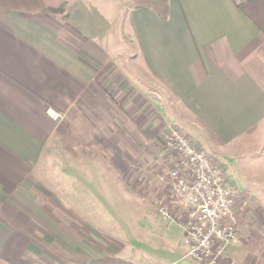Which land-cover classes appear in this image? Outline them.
Returning a JSON list of instances; mask_svg holds the SVG:
<instances>
[{
  "label": "crops",
  "instance_id": "obj_1",
  "mask_svg": "<svg viewBox=\"0 0 264 264\" xmlns=\"http://www.w3.org/2000/svg\"><path fill=\"white\" fill-rule=\"evenodd\" d=\"M112 3L121 27L111 43ZM127 62L139 82L159 88L165 99L162 110L145 111L148 118L141 90L111 89L112 65ZM49 110L62 119L54 121ZM167 124L185 129L224 166L236 161L247 171L260 162L264 0H0V208L1 222L11 227L0 259L20 264L13 226L29 225L30 211L42 210L31 199V176L54 151L68 147L72 160L105 179L107 191L115 184L120 192L131 185L140 193L135 177L144 175L143 160L152 161ZM131 164L135 174L127 172ZM79 171L71 177L86 178L81 188L105 192L88 184V170ZM250 185L262 188L264 179ZM38 215L36 221L52 226L53 264L62 263V249L68 264H133L123 244L84 232L94 224L85 216L68 227ZM21 253L24 259V248Z\"/></svg>",
  "mask_w": 264,
  "mask_h": 264
},
{
  "label": "rangeland",
  "instance_id": "obj_2",
  "mask_svg": "<svg viewBox=\"0 0 264 264\" xmlns=\"http://www.w3.org/2000/svg\"><path fill=\"white\" fill-rule=\"evenodd\" d=\"M111 7L113 9H110L109 13V38L112 43L121 23L117 18V4L112 3ZM134 70L133 65L128 62L124 66L113 64L110 70L111 89L122 88L127 92L141 90L139 99L143 114L148 118L149 114H145V111L154 107L162 110L165 99L159 88L150 86L144 80L139 82L140 79L133 75L137 74ZM121 77H123L122 81L117 84L116 81ZM159 116L161 117V114ZM169 128L180 130L188 136L193 145L197 146L185 129L167 124L166 128L160 132L161 145L152 153V161L143 160L144 175L141 178L135 177L139 179V184L142 186L140 193H135L128 184L127 193L120 192L118 186L110 183V191H107L105 179L99 177L100 175L91 176L94 173L93 167H86L84 162L72 160L75 158L69 153L68 147H63L60 152L54 151L51 157L53 160L43 163L40 171L31 176L35 187V195L31 196V199L38 202L42 210L30 211L29 225L13 226L14 237L20 236L19 241L14 240L13 243L19 250V254L16 255H20L15 261L20 264L22 260L24 264H53L56 243L52 241V226L42 225L35 220L40 213L47 219L62 221L68 227L70 223L79 222L85 216L94 224L89 225L88 228L83 227V231L92 234L96 239L101 237L108 239L107 236H110L109 243L118 242L119 247L123 244L127 249L126 252L131 253L133 264H204L186 257L188 248L184 243V233L180 225L185 222V210L173 197L169 182L170 170L175 167L178 158L174 153L164 149L163 142L164 133ZM147 151L149 152V149ZM82 154L79 156L82 157ZM211 157L224 167L226 175L237 186L241 197L236 208L240 228L238 240L227 251L226 260L235 264H264V187L250 185L253 180L260 182L264 179V156L259 158L260 162L252 163L247 171H243V166L241 171L236 161L226 162L228 172L219 159ZM128 166L127 172L135 174L136 167L134 168L132 164ZM75 169H80L79 173H85L88 170L91 176L88 184L91 183V186L95 188L103 186L105 192L91 193L81 188L85 186L83 183L86 178L76 182V179L71 177V170ZM110 171L117 173L112 165ZM233 173L237 177L232 179L230 176ZM129 179L131 182L134 180L132 177ZM132 184L134 185V182ZM71 186L79 188V191L70 193ZM70 201L73 206L81 209H71ZM162 207L169 208L170 215L176 223H170L163 218L160 214ZM3 214L4 210L0 208V254L1 251L6 250L9 245V236H11L9 235L11 227L7 228L1 222V218L4 219ZM13 216L16 219V215ZM23 248L26 252L24 259L21 258ZM61 255V264L70 263V258L63 249ZM10 262L11 260L6 258L0 259V264H11Z\"/></svg>",
  "mask_w": 264,
  "mask_h": 264
},
{
  "label": "built area",
  "instance_id": "obj_3",
  "mask_svg": "<svg viewBox=\"0 0 264 264\" xmlns=\"http://www.w3.org/2000/svg\"><path fill=\"white\" fill-rule=\"evenodd\" d=\"M48 114L54 121L62 118L52 110ZM163 142L164 149L178 158L169 182L173 197L185 210V222L180 225L188 248L186 257L204 264H235L226 260V254L240 231L237 186L219 162L193 145L180 130L169 128ZM160 214L176 223L169 208L162 207Z\"/></svg>",
  "mask_w": 264,
  "mask_h": 264
},
{
  "label": "trees",
  "instance_id": "obj_4",
  "mask_svg": "<svg viewBox=\"0 0 264 264\" xmlns=\"http://www.w3.org/2000/svg\"><path fill=\"white\" fill-rule=\"evenodd\" d=\"M63 10H58V11H54V10H47V12L53 13V14H57L59 12H62Z\"/></svg>",
  "mask_w": 264,
  "mask_h": 264
}]
</instances>
